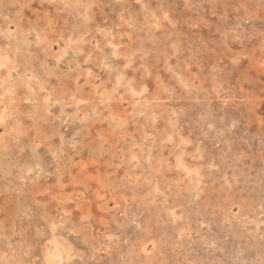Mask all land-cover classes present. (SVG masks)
<instances>
[{
  "label": "clouds",
  "instance_id": "9594fccd",
  "mask_svg": "<svg viewBox=\"0 0 264 264\" xmlns=\"http://www.w3.org/2000/svg\"><path fill=\"white\" fill-rule=\"evenodd\" d=\"M0 264H264V0H0Z\"/></svg>",
  "mask_w": 264,
  "mask_h": 264
}]
</instances>
